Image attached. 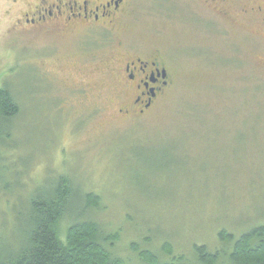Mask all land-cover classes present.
Returning a JSON list of instances; mask_svg holds the SVG:
<instances>
[{
    "label": "rangeland",
    "instance_id": "obj_1",
    "mask_svg": "<svg viewBox=\"0 0 264 264\" xmlns=\"http://www.w3.org/2000/svg\"><path fill=\"white\" fill-rule=\"evenodd\" d=\"M38 1L0 0V87L21 110L0 249L19 250L29 199L62 179L98 198L93 218L128 262L131 244L190 257L219 249L221 231L264 225V0H135L115 33L87 43L18 23ZM130 57L160 58L168 73L141 116L118 112L131 96L107 69Z\"/></svg>",
    "mask_w": 264,
    "mask_h": 264
},
{
    "label": "trees",
    "instance_id": "obj_2",
    "mask_svg": "<svg viewBox=\"0 0 264 264\" xmlns=\"http://www.w3.org/2000/svg\"><path fill=\"white\" fill-rule=\"evenodd\" d=\"M20 115V105L13 93L6 85L0 87V193L5 192L1 177L5 149ZM80 195L67 179H62L58 180L55 190L42 191L29 199L19 250L0 249V264H264V225L253 226L238 237L221 231L219 249L212 251L195 245L190 257L173 256L167 250L164 255L169 259L166 260L160 254L131 244L137 263L124 261L116 254L119 234L105 232L93 218L92 213L99 207L98 198Z\"/></svg>",
    "mask_w": 264,
    "mask_h": 264
},
{
    "label": "flooded vegetation",
    "instance_id": "obj_3",
    "mask_svg": "<svg viewBox=\"0 0 264 264\" xmlns=\"http://www.w3.org/2000/svg\"><path fill=\"white\" fill-rule=\"evenodd\" d=\"M208 1V0H207ZM135 0H39L38 4L21 16L18 23L28 25L34 32L67 36L78 33L86 43L94 42L116 32V25L122 24L128 9ZM220 0H209V4ZM262 12L261 7L256 10ZM243 13V11L241 12ZM226 15V13H223ZM264 22V15L262 16ZM118 47L114 45V48ZM121 63L109 64L108 72L114 76L118 86L130 94V102L118 112L141 116L151 109L155 101L168 87L167 68L162 59L150 61L138 57ZM72 70L82 74V64L75 62ZM92 75L95 72L91 73ZM70 77V76H68ZM84 91V89H81Z\"/></svg>",
    "mask_w": 264,
    "mask_h": 264
}]
</instances>
